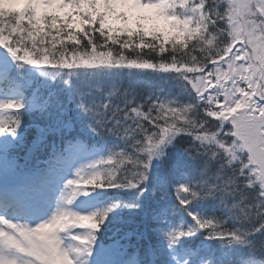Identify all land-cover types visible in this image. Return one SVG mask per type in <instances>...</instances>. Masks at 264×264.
<instances>
[{
    "label": "snow or ice",
    "instance_id": "obj_1",
    "mask_svg": "<svg viewBox=\"0 0 264 264\" xmlns=\"http://www.w3.org/2000/svg\"><path fill=\"white\" fill-rule=\"evenodd\" d=\"M0 264H264V0H0Z\"/></svg>",
    "mask_w": 264,
    "mask_h": 264
},
{
    "label": "trees",
    "instance_id": "obj_2",
    "mask_svg": "<svg viewBox=\"0 0 264 264\" xmlns=\"http://www.w3.org/2000/svg\"><path fill=\"white\" fill-rule=\"evenodd\" d=\"M118 26V25H117Z\"/></svg>",
    "mask_w": 264,
    "mask_h": 264
}]
</instances>
